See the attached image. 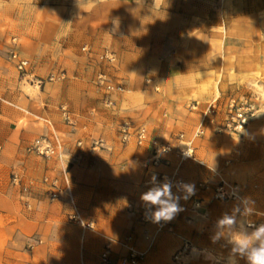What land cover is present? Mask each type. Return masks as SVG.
<instances>
[{"label": "rangeland", "instance_id": "rangeland-1", "mask_svg": "<svg viewBox=\"0 0 264 264\" xmlns=\"http://www.w3.org/2000/svg\"><path fill=\"white\" fill-rule=\"evenodd\" d=\"M0 144V264H248L264 0H0ZM165 184L182 210L154 223Z\"/></svg>", "mask_w": 264, "mask_h": 264}, {"label": "clouds", "instance_id": "clouds-1", "mask_svg": "<svg viewBox=\"0 0 264 264\" xmlns=\"http://www.w3.org/2000/svg\"><path fill=\"white\" fill-rule=\"evenodd\" d=\"M187 192L194 194V186H187ZM184 198L187 199L188 196ZM141 200L145 204L156 206L151 217L154 223L170 221L182 210L172 199L169 184H165L162 189L148 190L142 194ZM222 223L233 224L234 221L231 218H225ZM234 245L241 255H246L248 264H264V225L258 227L251 234L236 236Z\"/></svg>", "mask_w": 264, "mask_h": 264}, {"label": "built area", "instance_id": "built-area-1", "mask_svg": "<svg viewBox=\"0 0 264 264\" xmlns=\"http://www.w3.org/2000/svg\"><path fill=\"white\" fill-rule=\"evenodd\" d=\"M13 57L15 58V54H13ZM29 62L27 59H23V58H18L16 59V67L17 69H19L20 71H23L25 73H28L29 71ZM53 75L50 76V79H52ZM37 82H40V80H36ZM144 130L140 129L138 131V138L141 139L144 135ZM170 149L168 144H156L155 148H154V159H153V164H157L159 163H164V164H168V159L165 157H162L160 155V153H164L166 151H168ZM2 151V145L0 144V152ZM190 150L187 149L186 151H183L180 153V158L181 159H185L188 156H190ZM128 208L130 209V211L132 213H137L139 217H141L142 220L147 219L149 214H150V209L148 207H144V206H135L132 205L131 203L128 204ZM248 211V209L245 206H241L240 208V213L243 214L244 212ZM69 218L71 220H73L76 223H79L80 225L84 226V227H91L92 223L89 221H84L80 214L77 211H73L72 213H70ZM180 252L177 253V255L175 256V258H177V256L179 255Z\"/></svg>", "mask_w": 264, "mask_h": 264}, {"label": "crops", "instance_id": "crops-1", "mask_svg": "<svg viewBox=\"0 0 264 264\" xmlns=\"http://www.w3.org/2000/svg\"><path fill=\"white\" fill-rule=\"evenodd\" d=\"M44 260H46V259L44 258ZM46 263H47V261H46Z\"/></svg>", "mask_w": 264, "mask_h": 264}]
</instances>
